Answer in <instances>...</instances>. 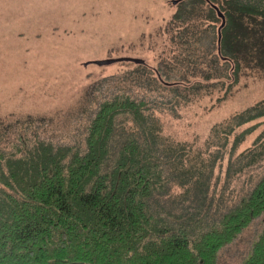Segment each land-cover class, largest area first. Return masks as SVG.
Here are the masks:
<instances>
[{
  "label": "trees",
  "instance_id": "trees-1",
  "mask_svg": "<svg viewBox=\"0 0 264 264\" xmlns=\"http://www.w3.org/2000/svg\"><path fill=\"white\" fill-rule=\"evenodd\" d=\"M176 4L167 27L178 31L175 58L156 73L138 65L137 75L156 74L160 90L178 92L193 78L231 89L244 71L264 74V0ZM216 22L220 47L200 46L198 38L218 42ZM170 41L174 47V34ZM184 98L101 86L73 142L42 138L28 121L14 139L2 138L8 144L0 134V264H217L219 252L264 215V172L231 202L224 192L216 199L213 184L225 157L228 191L232 179L264 162V131L237 152L257 125L247 126L264 118V100L216 124L202 151L163 133L157 113L175 112ZM243 264H264V229Z\"/></svg>",
  "mask_w": 264,
  "mask_h": 264
},
{
  "label": "rangeland",
  "instance_id": "rangeland-1",
  "mask_svg": "<svg viewBox=\"0 0 264 264\" xmlns=\"http://www.w3.org/2000/svg\"><path fill=\"white\" fill-rule=\"evenodd\" d=\"M177 1L0 0L1 141L10 143L7 141L14 139L28 121L37 125L42 138L73 142L76 134L84 130L95 90L102 86L107 91L124 84L136 96L162 93L171 99L174 94H184L175 112L157 113L163 133L176 142L190 143L195 150H206L216 124L227 122L264 100L263 73L244 71L231 89L214 78L207 82L193 78L187 89L172 92L155 85L156 74L137 75L139 64H95L122 57L138 58L154 73L160 65L170 64L177 54L170 52L177 51L179 39L178 31L167 27L178 10L174 4ZM215 25L217 29L220 26L218 22ZM173 34L174 47L170 41ZM198 40L203 47L211 40L218 43L216 35L211 39L207 36L205 43ZM172 64L176 68L175 59ZM188 67L194 70L192 65ZM179 68L187 75L183 76L184 82L189 81L190 74ZM220 68L211 77L218 76ZM197 82L202 87L192 92L190 86ZM253 125L257 126L238 153L253 146L264 131V118L247 128ZM223 164V168L215 170L213 184L216 199L224 192L227 202L247 191L264 172L261 162L232 179L228 191L224 190L227 157ZM263 229L264 215L219 252L217 264H243Z\"/></svg>",
  "mask_w": 264,
  "mask_h": 264
},
{
  "label": "water",
  "instance_id": "water-1",
  "mask_svg": "<svg viewBox=\"0 0 264 264\" xmlns=\"http://www.w3.org/2000/svg\"><path fill=\"white\" fill-rule=\"evenodd\" d=\"M179 1H183V0H178ZM176 4V3H174ZM220 16H222V14L219 12L218 13ZM223 19V25H224V18ZM221 28L219 29V39H218V44L220 47V43H221ZM116 63H134V64H139V65H145V61L143 59H138V58H131V57H122V58H116V59H108V60H101V61H96L95 64L99 65V66H108V65H112V64H116Z\"/></svg>",
  "mask_w": 264,
  "mask_h": 264
}]
</instances>
